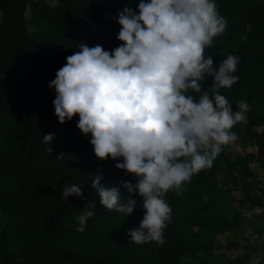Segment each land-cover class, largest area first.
<instances>
[{"label":"trees","instance_id":"1","mask_svg":"<svg viewBox=\"0 0 264 264\" xmlns=\"http://www.w3.org/2000/svg\"><path fill=\"white\" fill-rule=\"evenodd\" d=\"M214 2L227 29L205 55L213 56L217 69L230 54L240 58L234 73L239 81L220 94L234 112L240 100L252 106L231 129L242 149L223 145L211 168L193 175L179 194L170 190L165 243L138 245L127 230L143 219L142 198L133 195L136 207L125 217L100 205L91 187L97 172L110 187L137 178L117 169L120 161L97 159L91 134L77 127L78 114L58 122L56 93L48 85L77 44L117 47L121 26L112 17L124 7L136 10L139 0H0V264H251L253 252L263 255L258 264H264V178L254 169L264 172V0ZM211 83L208 78L205 87ZM48 132L55 134L53 152L43 142ZM66 183L82 185L84 199L62 200ZM119 187L127 198V189ZM87 200L96 204L95 215L81 233L76 217ZM255 209L260 212L250 215ZM253 220L258 243L229 256ZM219 234L235 239L222 244Z\"/></svg>","mask_w":264,"mask_h":264},{"label":"clouds","instance_id":"2","mask_svg":"<svg viewBox=\"0 0 264 264\" xmlns=\"http://www.w3.org/2000/svg\"><path fill=\"white\" fill-rule=\"evenodd\" d=\"M121 26V42L111 51L102 45L77 44L66 57L49 88L54 89L55 115L63 124L78 114L77 127L97 159L117 160L115 167L137 180L119 181L127 189L110 187L97 172L91 187L107 210L129 216L142 198L145 210L139 227L130 228L131 242L165 243L164 230L172 221L166 194H179L193 175L211 168L223 145L235 141L231 129L245 121L251 105L238 102V111L222 94L239 81L234 75L240 58L228 55L214 65L205 50L227 29L214 0H139L137 9L124 7L112 17ZM211 78V85L205 84ZM55 134L45 133L50 147ZM65 153L56 156L62 159ZM82 185L63 186L61 199H84ZM96 204L87 200L76 217L84 232Z\"/></svg>","mask_w":264,"mask_h":264},{"label":"rangeland","instance_id":"3","mask_svg":"<svg viewBox=\"0 0 264 264\" xmlns=\"http://www.w3.org/2000/svg\"><path fill=\"white\" fill-rule=\"evenodd\" d=\"M27 16L28 17L31 16V9H30V7L28 8ZM0 17H1V13H0ZM239 143H240L239 139L236 138L235 141H233V142L230 143V145L232 147H234L235 149H238V151H240L242 148L240 147V144ZM255 166H258V165H255ZM262 174H264V173H262ZM263 177H264V175H263ZM259 212H260L259 209H255L252 213H250V215L251 214L253 215L254 213H259ZM249 222L251 223V221H246V223H249ZM252 222L257 224V222L255 220H253ZM251 227L252 226H248V231H246V233H245L246 235H244V236H242V237L239 238L240 239L239 240L240 247L238 249H234L232 251H229V253H228L229 256L235 258L236 256H238L240 254H244L246 252V250H247V248H246L247 244H253V243L256 244V243H258V240H259V237L260 236L258 235L257 232H253L255 230H252ZM245 228H242L241 231L245 232ZM230 239L231 240L235 239V236H233L231 234H229V235L219 234L217 236L218 242L219 243H222V244H226L227 241L230 240ZM248 239L250 241H248ZM213 250L215 252V259L216 258H219L220 257V254H222V253L219 252L217 249H213ZM258 254H259L258 252H256V253L253 252V255H252V258H251V262H252L251 264H258V262L260 260H262L263 255H258Z\"/></svg>","mask_w":264,"mask_h":264},{"label":"crops","instance_id":"4","mask_svg":"<svg viewBox=\"0 0 264 264\" xmlns=\"http://www.w3.org/2000/svg\"><path fill=\"white\" fill-rule=\"evenodd\" d=\"M254 169H256L257 171H258V174L260 175V176H263L264 174H262V173H264L263 171H261L260 170V168L258 167V166H255V168ZM262 178H264V177H262ZM255 214H257V213H255ZM254 224L256 225V223H253L252 221H251V223L249 222V223H246V228H245V231H247V228H248V226H254ZM253 230V229H252Z\"/></svg>","mask_w":264,"mask_h":264}]
</instances>
